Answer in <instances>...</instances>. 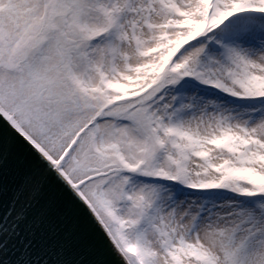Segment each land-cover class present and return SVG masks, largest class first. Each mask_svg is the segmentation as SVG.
<instances>
[{"label": "snow or ice", "instance_id": "6c2138e0", "mask_svg": "<svg viewBox=\"0 0 264 264\" xmlns=\"http://www.w3.org/2000/svg\"><path fill=\"white\" fill-rule=\"evenodd\" d=\"M0 264H264V0H0Z\"/></svg>", "mask_w": 264, "mask_h": 264}]
</instances>
